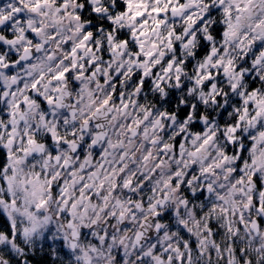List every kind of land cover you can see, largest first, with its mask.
Segmentation results:
<instances>
[{
  "label": "snow or ice",
  "instance_id": "6c2138e0",
  "mask_svg": "<svg viewBox=\"0 0 264 264\" xmlns=\"http://www.w3.org/2000/svg\"><path fill=\"white\" fill-rule=\"evenodd\" d=\"M0 264H264V0H2Z\"/></svg>",
  "mask_w": 264,
  "mask_h": 264
},
{
  "label": "flooded vegetation",
  "instance_id": "af4514ba",
  "mask_svg": "<svg viewBox=\"0 0 264 264\" xmlns=\"http://www.w3.org/2000/svg\"><path fill=\"white\" fill-rule=\"evenodd\" d=\"M0 2H2V0H0Z\"/></svg>",
  "mask_w": 264,
  "mask_h": 264
}]
</instances>
